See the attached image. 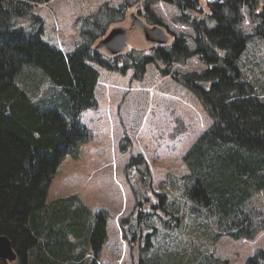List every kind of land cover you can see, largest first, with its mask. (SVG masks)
<instances>
[{"label": "trees", "instance_id": "1", "mask_svg": "<svg viewBox=\"0 0 264 264\" xmlns=\"http://www.w3.org/2000/svg\"><path fill=\"white\" fill-rule=\"evenodd\" d=\"M50 1L0 0V236L11 241L15 255L13 260L0 258V264H86L90 248L98 256L107 242V210L93 215L76 196L47 203L62 161L87 138L79 117L97 105L100 74L95 65L121 73L132 68L134 77L141 79L154 64L161 74L189 89L213 120L184 157L189 174L183 185L167 178L159 186L161 192L155 193L146 157L130 158L127 170L135 190L136 227L131 218L120 222L131 244L141 243L144 228L150 229L148 247L161 226L178 227L186 215L179 199L210 213L223 211L230 222L228 234L235 238L251 237L253 230L263 228L244 215L241 206L255 187L264 185V102L252 83L242 80L239 67L250 38L264 39L260 0H214L202 18L191 17L202 11L201 0H140L147 21L162 26L156 4L175 5L181 11L175 21L190 27L191 41L184 33H174L170 45L154 46L141 57L130 50L125 59L106 58L93 44L98 33L105 34L109 24L124 18L129 2L119 7L106 3L80 17L76 27L82 40L68 53L42 36L44 18L35 8ZM245 8L252 32L244 27ZM195 56L207 66L205 70L173 69ZM45 81L67 95L74 119L34 101L30 94L43 91ZM174 186H179L181 198L170 195ZM246 264H264V250H257Z\"/></svg>", "mask_w": 264, "mask_h": 264}, {"label": "rangeland", "instance_id": "2", "mask_svg": "<svg viewBox=\"0 0 264 264\" xmlns=\"http://www.w3.org/2000/svg\"><path fill=\"white\" fill-rule=\"evenodd\" d=\"M211 1L214 0H201L202 11L191 13V17L206 16ZM128 2L131 5L124 18L109 24L105 34L98 33V40L93 44L106 58L125 59L130 50L134 57L148 54L152 47L160 45L151 35L154 27L162 28L168 37L169 42L164 45L173 42L174 33H184L191 41L190 27L175 21L181 11L164 2L156 4L155 10L165 26L147 21L140 0H52L37 6L35 12L44 18L43 38L69 53L82 40L76 27L80 17L94 13L106 3L119 7ZM260 2L263 7L264 0ZM243 12L246 16L244 27L252 32L248 8ZM22 23L29 24L28 21ZM117 29L123 30L126 46L120 53H112L103 41ZM95 67L100 74L97 105L79 117L87 138L80 142L75 153L64 158L47 197V203H51L76 196L93 215L101 209L109 212L107 242L98 256L90 248L92 252H89L86 264H92L94 260H97L96 264H246L257 250H264V185L255 187L241 206L244 215L263 226L253 230L251 237L235 238L228 234L230 222L225 221L223 211L220 216V212L210 213L204 207L196 209L179 199L181 211L185 210L186 215L178 227L161 226L151 235L152 243L148 247L146 236L150 229L144 228L139 244L133 245L126 239L120 219L131 218L133 228L136 227V217H132L136 211L135 190L127 170L130 158L138 154L146 157L153 173L155 193L161 192L159 186L167 178L183 185L189 174L184 157L198 137L211 127L213 120L189 89L161 74L154 64L148 65L141 79L134 77L132 68L121 73L99 65ZM173 67L182 73L207 68L196 56ZM239 67L242 80L252 83L264 102V39L250 38ZM45 80L49 81L48 78ZM47 81L43 91L39 94L30 92V95L43 109L56 108L71 121L74 118L69 115V98L60 87ZM133 180L140 188L139 180L136 177ZM172 188L170 195L181 198L179 186ZM141 193L147 196L143 188ZM150 196L156 200L154 194ZM239 229L231 232L236 233ZM206 258L208 263L204 262Z\"/></svg>", "mask_w": 264, "mask_h": 264}, {"label": "water", "instance_id": "3", "mask_svg": "<svg viewBox=\"0 0 264 264\" xmlns=\"http://www.w3.org/2000/svg\"><path fill=\"white\" fill-rule=\"evenodd\" d=\"M153 39L160 45L168 43V37L164 34V31L160 27H154L151 30ZM104 46L108 48L112 53H120L126 46V39L123 30L117 29L111 35L107 36L103 41ZM0 258L13 260L15 258L13 252V245L11 241L5 237L0 236Z\"/></svg>", "mask_w": 264, "mask_h": 264}]
</instances>
